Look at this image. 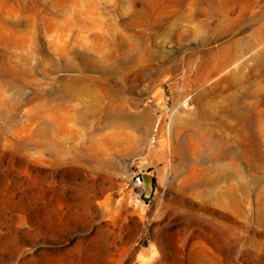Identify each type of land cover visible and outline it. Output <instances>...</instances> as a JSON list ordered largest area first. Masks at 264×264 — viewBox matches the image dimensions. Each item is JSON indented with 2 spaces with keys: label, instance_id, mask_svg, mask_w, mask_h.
I'll return each mask as SVG.
<instances>
[{
  "label": "rangeland",
  "instance_id": "obj_1",
  "mask_svg": "<svg viewBox=\"0 0 264 264\" xmlns=\"http://www.w3.org/2000/svg\"><path fill=\"white\" fill-rule=\"evenodd\" d=\"M159 262L264 264V0H0V264Z\"/></svg>",
  "mask_w": 264,
  "mask_h": 264
},
{
  "label": "bare ground",
  "instance_id": "obj_2",
  "mask_svg": "<svg viewBox=\"0 0 264 264\" xmlns=\"http://www.w3.org/2000/svg\"><path fill=\"white\" fill-rule=\"evenodd\" d=\"M243 111H244V109H243V107H235V108H233V110L231 111V114L233 115V116H241L242 117V115H243ZM243 118V117H242ZM181 128L182 129H184V127L182 126V125H178V124H176L175 125V129L176 130H179V132L177 133V136L179 137L180 136V132H181ZM165 141V143H167V141L166 140H164ZM102 154H104V153H95V154H93V160L95 161V160H97V159H101V161L103 160L102 159ZM111 161L109 160V158H105V160L103 161V164H102V166L103 167H109L110 168V166H111ZM223 171V169L220 167V166H218V167H214L213 168V170H212V172H213V179L214 180H222V179H224V178H226V174L224 173V172H222ZM161 262V261H160ZM160 262L159 263H157V264H160Z\"/></svg>",
  "mask_w": 264,
  "mask_h": 264
},
{
  "label": "built area",
  "instance_id": "obj_3",
  "mask_svg": "<svg viewBox=\"0 0 264 264\" xmlns=\"http://www.w3.org/2000/svg\"><path fill=\"white\" fill-rule=\"evenodd\" d=\"M135 184L137 186H143L144 185V177L141 173H137L134 177Z\"/></svg>",
  "mask_w": 264,
  "mask_h": 264
}]
</instances>
